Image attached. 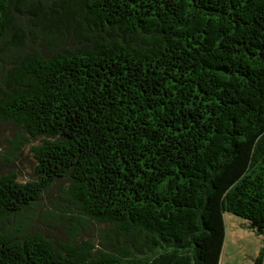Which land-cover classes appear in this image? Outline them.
Returning <instances> with one entry per match:
<instances>
[{
    "label": "trees",
    "instance_id": "trees-1",
    "mask_svg": "<svg viewBox=\"0 0 264 264\" xmlns=\"http://www.w3.org/2000/svg\"><path fill=\"white\" fill-rule=\"evenodd\" d=\"M4 125L0 264H221L226 213L264 237V0H0Z\"/></svg>",
    "mask_w": 264,
    "mask_h": 264
},
{
    "label": "rangeland",
    "instance_id": "rangeland-1",
    "mask_svg": "<svg viewBox=\"0 0 264 264\" xmlns=\"http://www.w3.org/2000/svg\"><path fill=\"white\" fill-rule=\"evenodd\" d=\"M15 133L16 130L11 125L0 126V154L4 157H8L11 148L10 141ZM37 144L39 142H34V145ZM35 170L36 162L30 146L25 148L22 155L13 164H7L4 160L0 161V172L16 171L21 182L34 179ZM225 222L227 237L221 264H255V259L259 254L261 252L264 254V237L253 232L246 220L231 213L225 214ZM45 228L54 237H59L62 234V227L57 229L45 226ZM87 235L93 239L97 238L96 227H92Z\"/></svg>",
    "mask_w": 264,
    "mask_h": 264
},
{
    "label": "crops",
    "instance_id": "crops-1",
    "mask_svg": "<svg viewBox=\"0 0 264 264\" xmlns=\"http://www.w3.org/2000/svg\"><path fill=\"white\" fill-rule=\"evenodd\" d=\"M227 235V234H226ZM227 237V236H226Z\"/></svg>",
    "mask_w": 264,
    "mask_h": 264
}]
</instances>
